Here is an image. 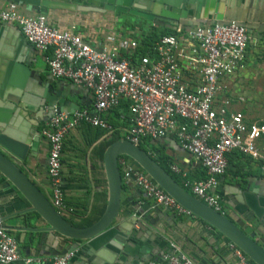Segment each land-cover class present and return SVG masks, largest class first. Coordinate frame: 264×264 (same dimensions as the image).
Returning a JSON list of instances; mask_svg holds the SVG:
<instances>
[{
  "label": "crops",
  "instance_id": "obj_1",
  "mask_svg": "<svg viewBox=\"0 0 264 264\" xmlns=\"http://www.w3.org/2000/svg\"><path fill=\"white\" fill-rule=\"evenodd\" d=\"M7 2H16L26 15H45L49 24L56 28L66 30L75 27L87 42L98 48L119 47L125 37L128 42L142 44L148 32L139 34V30L145 26L147 29L150 27V33L156 29L175 31L181 26L193 28L237 20L248 28L250 43L245 72L225 82L228 86L226 95L231 100L232 86L235 88L237 82L255 66L260 53L264 54V0H0V6ZM112 4L117 5L113 8ZM127 15L132 18L125 21ZM50 54L40 52L27 42L17 25L0 22V117L7 116L10 128L29 135L31 139L38 138V154L28 156L19 165L51 201L47 175L49 143L40 135L48 112L41 110L42 105L54 102L61 109L71 111L90 108L93 98L81 86L50 77L47 61ZM261 71L263 75V66ZM244 116L248 121V116ZM126 133L127 129L120 124L100 135L97 128L82 124L66 135L62 177L67 208L61 214L74 226L89 227L93 224L91 221L98 220L105 212L109 188L104 154L101 157L102 148L113 135ZM154 143L153 155L165 162L170 170L175 165L187 171L193 179L206 176L203 166L181 149L175 137ZM228 160L227 171L220 179L222 212L230 218L241 215L257 230L258 235L254 233V237L264 247V175L260 162L240 152L231 153ZM119 167L123 177V169ZM1 177L4 176L0 174ZM8 182L6 178L0 180V197H12L7 205L9 212L0 215V220L16 237L22 256L31 257L36 254L30 247L31 231L38 226L31 218L39 217L36 212H30L27 215L31 218L26 222L25 215L20 214L24 209L20 210V202L15 199L18 192ZM13 203L18 206H13ZM144 203L150 204V208L140 216L136 210ZM152 204L155 201L146 196L134 179L123 177L119 218L111 230L91 240L73 243L72 250L77 256L72 251L69 264H147L149 260L171 251V243L179 245L196 264H239L230 248L231 241L205 221L193 214L177 215L159 205L160 216ZM136 213L140 216L137 222L128 221ZM43 260L36 264H50L47 259ZM18 261V264H24Z\"/></svg>",
  "mask_w": 264,
  "mask_h": 264
},
{
  "label": "built area",
  "instance_id": "obj_2",
  "mask_svg": "<svg viewBox=\"0 0 264 264\" xmlns=\"http://www.w3.org/2000/svg\"><path fill=\"white\" fill-rule=\"evenodd\" d=\"M0 22L17 25L27 42L40 52H50L48 73L88 90L93 98L90 108L73 111L58 106L48 112L42 135L49 142L47 175L51 203L61 212L67 208L62 177V153L66 135L90 124L104 130L113 127L106 115L127 102L130 112L125 139L140 145L170 136L204 168L206 176L191 178L187 171L172 165L183 187L210 207L221 212L220 179L226 173L233 152L260 162L264 175V145L258 129L250 128L246 117L233 111L227 96V79L241 75L248 66L250 37L248 28L237 20L177 27L162 36L148 51L137 54V45L128 40L119 47L98 48L87 42L75 27L62 30L49 24L43 14L29 16L16 2L0 6ZM122 116V115H121ZM123 117V116H122ZM264 132V127L260 129ZM123 177H133L146 196L177 215L191 214L157 184L134 160L119 158ZM239 264H255L230 242ZM171 252L147 264H196L171 243ZM73 252L55 256L52 264H69ZM22 258L18 241L0 220V264ZM28 264L42 257H24Z\"/></svg>",
  "mask_w": 264,
  "mask_h": 264
},
{
  "label": "water",
  "instance_id": "obj_3",
  "mask_svg": "<svg viewBox=\"0 0 264 264\" xmlns=\"http://www.w3.org/2000/svg\"><path fill=\"white\" fill-rule=\"evenodd\" d=\"M114 5L117 4H112L113 8H115ZM54 106L58 105L54 102H46L42 105L41 110L45 111L47 107L51 111ZM0 123L4 124L3 126L0 125V174L9 181V185L12 184L16 188L19 195L15 193V199L20 202V210L24 209L20 214L25 215L26 222L31 218V216L27 215L30 212H36L39 217L31 218L38 225L31 231L33 235L29 240L30 247L36 252L34 256L47 259L50 264H52L55 256L64 255L69 251H73L75 256H77L76 251L72 250L73 243L91 240L105 231L111 230L112 225L119 218V214H121L123 177L119 167V157L126 155L133 159L157 184L173 196L183 207L188 209L191 214L202 219L223 234L253 260L255 264H264V247L254 237V233L258 235V232L241 215L238 218H230L224 212H219L210 207L180 185L172 174L166 171L140 145L133 144L125 138L112 143L104 153V167L109 188V201L105 212L89 227L74 226L53 206L50 199L20 168L19 163L21 161L26 160L28 156H36L38 154V138L31 139L29 135L7 126V116L0 117ZM131 178L134 179L133 177ZM11 198V196L0 197V215L4 212H9L7 205H9ZM129 200L133 204L132 199L129 198ZM13 206H18V204L13 203ZM152 206L155 212L161 216L159 205L155 203ZM149 208L150 204L144 203L138 207L136 212L143 216ZM137 213L131 216L128 221L137 222L140 217L137 216ZM170 253L173 252L170 251ZM23 258L22 256L20 261L28 264ZM18 263L19 261H15L10 264ZM36 263L39 262L31 264Z\"/></svg>",
  "mask_w": 264,
  "mask_h": 264
},
{
  "label": "rangeland",
  "instance_id": "obj_4",
  "mask_svg": "<svg viewBox=\"0 0 264 264\" xmlns=\"http://www.w3.org/2000/svg\"><path fill=\"white\" fill-rule=\"evenodd\" d=\"M130 18L132 16H125V21ZM127 24L129 25V22ZM149 28L147 29L146 26L141 28L139 34L149 32ZM126 34L127 31L124 35ZM137 38L139 39L140 37ZM124 39L127 40L128 38L125 37ZM135 43L137 47L141 45L138 41ZM262 66L264 67V54L260 53L255 66L248 70V73L241 81L237 82L235 88L232 86L231 94L233 97L232 108L239 109V111L248 116L250 128L255 126L258 129V140L264 143V132L260 130L264 127V108L262 107L264 102V73L262 75Z\"/></svg>",
  "mask_w": 264,
  "mask_h": 264
},
{
  "label": "trees",
  "instance_id": "obj_5",
  "mask_svg": "<svg viewBox=\"0 0 264 264\" xmlns=\"http://www.w3.org/2000/svg\"><path fill=\"white\" fill-rule=\"evenodd\" d=\"M175 33V31H167V30H160L158 31V29L151 31L150 33L148 32L145 36V38L142 40V44L141 46L138 47L137 49V54H143L146 53L149 49V47H151L156 41H158L162 36L164 35H168V34H173ZM123 117H122V116ZM106 118L109 120V122L111 123L113 129L114 130L116 128V126L118 124L122 125L123 128L129 129V118H130V112H129V107L127 102H124L119 108L111 110L107 113ZM88 125V124H87ZM91 126V125H90ZM93 127V126H91ZM97 128L99 130V135L103 134V132H106V130L98 128V127H94ZM125 135H121V134H117V135H113V138L111 140H109L107 143H105V145L102 148V152H101V157H103L104 151L106 150V148L108 146H110L112 143H114L115 141L124 138ZM155 142V141H154ZM151 140H144L142 143H140V147L142 149H144L146 152H148L157 162H159L162 167L172 173V171L169 169V166L163 162L161 159L159 160V157H155L152 153L151 150L156 148V144ZM120 157H126L128 159H130L131 161H133V159H131L129 156L126 155H122ZM205 174V170L203 171ZM173 177L177 180V182L183 186V183L181 181V178H179V176H177L176 174H173ZM0 180H5L4 177H1ZM104 210L101 211L100 214L103 213ZM96 220L91 221L92 223H94ZM214 229V228H213ZM216 232H218L216 229H214ZM253 263H255L253 260H251Z\"/></svg>",
  "mask_w": 264,
  "mask_h": 264
},
{
  "label": "flooded vegetation",
  "instance_id": "obj_6",
  "mask_svg": "<svg viewBox=\"0 0 264 264\" xmlns=\"http://www.w3.org/2000/svg\"><path fill=\"white\" fill-rule=\"evenodd\" d=\"M45 119V123H46V120L48 119V116H46V118H44ZM45 127V125L43 126V128ZM42 128V129H43ZM42 129H41V132H42ZM41 137H43L45 140H47L43 135H42V133H41ZM48 141V140H47ZM49 143V142H48ZM47 162H48V156H47Z\"/></svg>",
  "mask_w": 264,
  "mask_h": 264
}]
</instances>
